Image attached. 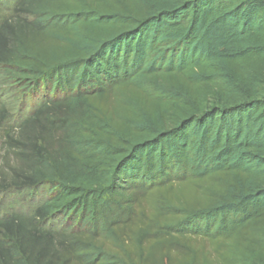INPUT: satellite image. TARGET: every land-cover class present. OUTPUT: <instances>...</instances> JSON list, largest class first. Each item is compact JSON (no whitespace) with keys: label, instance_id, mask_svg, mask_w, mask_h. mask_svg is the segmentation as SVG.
Wrapping results in <instances>:
<instances>
[{"label":"trees","instance_id":"obj_1","mask_svg":"<svg viewBox=\"0 0 264 264\" xmlns=\"http://www.w3.org/2000/svg\"><path fill=\"white\" fill-rule=\"evenodd\" d=\"M11 10L0 192L44 199L0 217V264H264V0Z\"/></svg>","mask_w":264,"mask_h":264},{"label":"rangeland","instance_id":"obj_2","mask_svg":"<svg viewBox=\"0 0 264 264\" xmlns=\"http://www.w3.org/2000/svg\"><path fill=\"white\" fill-rule=\"evenodd\" d=\"M16 2L17 0H13L5 6L0 3V24L11 16V8ZM25 114L27 111L24 106L0 82V182L4 179L10 180L11 168L17 165L14 152L10 149L14 142L9 141L7 135H12L13 139L17 137V126ZM43 199L44 194L31 191L11 189L5 193L0 192V217L17 212L30 213Z\"/></svg>","mask_w":264,"mask_h":264}]
</instances>
